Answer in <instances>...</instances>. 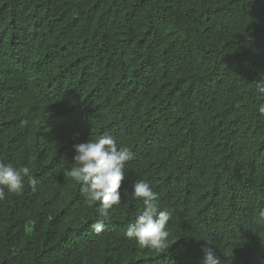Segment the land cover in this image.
I'll use <instances>...</instances> for the list:
<instances>
[{
    "label": "trees",
    "instance_id": "1",
    "mask_svg": "<svg viewBox=\"0 0 264 264\" xmlns=\"http://www.w3.org/2000/svg\"><path fill=\"white\" fill-rule=\"evenodd\" d=\"M264 0H0V159L28 166L0 200V264H264ZM128 147L104 230L74 145ZM146 179L170 247L124 233Z\"/></svg>",
    "mask_w": 264,
    "mask_h": 264
},
{
    "label": "clouds",
    "instance_id": "2",
    "mask_svg": "<svg viewBox=\"0 0 264 264\" xmlns=\"http://www.w3.org/2000/svg\"><path fill=\"white\" fill-rule=\"evenodd\" d=\"M255 86L264 94V78L256 81ZM258 112L264 115V104L258 107ZM74 149L73 161L76 166L71 167L66 174L80 185V192L89 206L99 203L96 208L98 218L92 228L100 233L104 230L109 210L121 203V187L126 178L125 166L134 158V153L128 147H118L112 135L75 144ZM25 179L35 190L39 181L28 166L16 167L11 162L0 159V200L5 199L6 193L22 195ZM132 195L134 198H142L143 209L128 224L124 235L134 239L141 249H168L167 224L171 219V210L162 207L160 194L153 190L146 179L138 180L132 185ZM259 218L264 223V209L260 210ZM202 264H222V261L211 247H206Z\"/></svg>",
    "mask_w": 264,
    "mask_h": 264
}]
</instances>
